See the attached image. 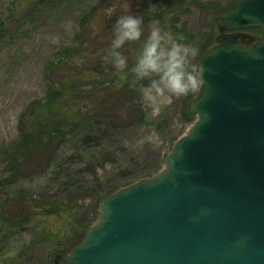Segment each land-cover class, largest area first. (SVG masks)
<instances>
[{"label":"rangeland","instance_id":"1","mask_svg":"<svg viewBox=\"0 0 264 264\" xmlns=\"http://www.w3.org/2000/svg\"><path fill=\"white\" fill-rule=\"evenodd\" d=\"M92 1L0 0V24L5 32L0 40V214L10 201L25 202L32 214L24 224L0 225V264H58L56 259L70 254L98 222L99 203L165 170V157L196 120L190 107L198 92L189 99H185L188 94L174 97L158 116L151 117L143 107L141 82L135 74L130 71L122 80L126 68L117 69L105 59L114 28L104 43L92 42L97 21L91 14L83 21L87 14L82 11L88 7L104 11L111 6L110 15L117 18L127 13L143 18L141 39L119 49L128 60L135 59L153 26L171 30L183 42L195 45L198 54L191 63L219 44L217 38L223 34H239L244 44L264 41V31L254 30L264 27L229 31L217 25V17L238 0H98L96 6ZM80 32L86 33L85 39L77 37ZM78 41L75 58L83 60L79 72L83 77L79 76L73 89L80 106L94 94L101 96L124 82L131 92L122 103L92 108L82 117L71 112L69 104L66 115L59 118L63 123L71 118V125L65 126L62 137L50 140L54 124L45 121L38 126L37 117L31 120L28 115L40 110L37 107L51 88L49 62ZM207 43L208 48H203ZM94 63L101 64L102 75L87 71ZM184 102L192 122L182 112ZM138 107L142 116L128 117ZM151 127L159 131L160 142L139 145L137 141ZM86 129L92 133L90 140L83 134ZM26 133L30 139L23 147L21 138Z\"/></svg>","mask_w":264,"mask_h":264},{"label":"water","instance_id":"2","mask_svg":"<svg viewBox=\"0 0 264 264\" xmlns=\"http://www.w3.org/2000/svg\"><path fill=\"white\" fill-rule=\"evenodd\" d=\"M216 23L264 27V0H239ZM239 38L218 36L197 60L196 120L165 170L104 198L58 264H264V41Z\"/></svg>","mask_w":264,"mask_h":264},{"label":"clouds","instance_id":"3","mask_svg":"<svg viewBox=\"0 0 264 264\" xmlns=\"http://www.w3.org/2000/svg\"><path fill=\"white\" fill-rule=\"evenodd\" d=\"M143 18L127 13L120 15L114 24L115 37L110 45L108 59L117 69L128 66V57L121 52L128 41L140 40L143 35ZM198 48L183 42L175 33L159 26L151 27L143 44L135 57L131 69L135 80L141 82L139 91L143 107L151 117L158 116L166 105L173 102L174 97L201 91L205 85L206 66L203 63H191L197 56ZM259 56V53H256ZM147 81L144 83L143 81ZM160 133L151 127L137 141L139 145L148 142L157 145Z\"/></svg>","mask_w":264,"mask_h":264},{"label":"trees","instance_id":"4","mask_svg":"<svg viewBox=\"0 0 264 264\" xmlns=\"http://www.w3.org/2000/svg\"><path fill=\"white\" fill-rule=\"evenodd\" d=\"M97 1L98 0H93L91 2V5L93 4L96 6ZM109 8L104 11H100L99 9L94 8L90 11L88 7L86 10L82 11V15L87 14V16L82 17L83 21H85L89 14L93 15L95 21H97V34L94 36V38L91 39L92 42H98L100 40L104 43L105 41L110 39L109 34L114 28V24L117 17H115L114 14L110 15ZM1 28L2 24H0V40L5 34L3 29ZM254 30L264 31V29L261 28H256ZM77 37L79 39H85L86 33L80 32L78 33ZM78 45H80L79 41L72 46L64 47L63 51L58 55V57L54 58L52 61L49 62L47 69L50 77H52L51 88L46 94V98L43 105L37 107V109L40 110H36V114L35 111L31 110L28 115V118H30L31 120L37 117L36 124L38 126L41 123H44L45 121L54 124L53 133L49 136L50 140L55 139L56 137L59 138V136L62 137L65 134V126L71 125V118L70 122L68 123H63L61 121L64 115H66L65 111H67V107L69 104L72 105L71 112H74L76 115H78V117H82L83 115H85L84 113H86L88 110L91 111L92 108H96L98 106L108 108L112 104L114 105L122 103L124 97L129 96L128 93L129 91L131 92V89L128 88V85H125V82L122 81V77L127 78L128 74L131 73L130 71L135 63V59L133 57L131 58V60H128V68H126V70L123 72V76L120 75L122 79L121 82H124L123 85L120 84L118 86H115L112 88L111 92H104L101 96L100 94H94L92 99L89 100L88 103H85L83 106H80L81 101L78 100L77 93L73 89V86L76 83L77 79L83 77L81 74V77H79V72L81 71L83 60L81 58V62H77L75 58L76 53L78 51L76 46ZM208 45V43L203 45V48L207 47ZM87 71H91V74L100 72V74L102 75L101 64L94 63L89 69H87ZM91 74L89 73L88 76L93 77ZM132 74H134V72H132ZM193 94L194 92L189 93L186 96L187 98L185 99L191 98ZM186 110L187 107L184 102V105L182 106V112L184 113L188 121L192 122L193 117L189 116ZM60 114L63 115L61 119L59 118ZM134 114H139L140 116H142V112L140 111L139 107L136 108L132 114L128 115V117L132 118L136 116ZM83 134L85 135L87 140H90L92 138L91 131H88L87 129ZM29 139V133L23 135L21 138V145L25 147V145L28 144ZM31 219L32 214L29 211L28 204H26L25 202L13 203L10 201L9 203L5 204L4 211L2 214H0V225L3 227L6 226L10 228L12 226H18L29 222Z\"/></svg>","mask_w":264,"mask_h":264}]
</instances>
